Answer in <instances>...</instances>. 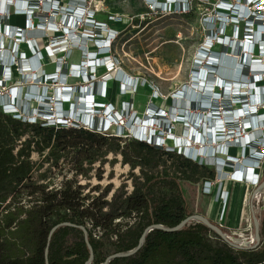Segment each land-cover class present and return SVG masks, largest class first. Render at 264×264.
<instances>
[{
    "label": "trees",
    "instance_id": "trees-1",
    "mask_svg": "<svg viewBox=\"0 0 264 264\" xmlns=\"http://www.w3.org/2000/svg\"><path fill=\"white\" fill-rule=\"evenodd\" d=\"M97 87L102 89L104 83L98 81ZM33 153L52 166L72 154L77 175L87 177L95 169L98 179L103 165L116 161L107 159L108 154L120 156L129 166L131 188L108 183L85 193L84 185L65 181L62 187L47 189L31 179ZM215 179L214 166L190 159L180 148L168 150L100 128L42 125L14 118L0 108V264H45L46 249L48 264H85L90 254L81 229L60 225L49 236L63 222L87 229L94 253L90 264H103L110 254L133 250L145 228L174 227L191 214L182 183ZM261 213V241L254 249H236L193 220L175 232L151 229L134 255L113 258L108 264H264V207Z\"/></svg>",
    "mask_w": 264,
    "mask_h": 264
},
{
    "label": "rangeland",
    "instance_id": "rangeland-1",
    "mask_svg": "<svg viewBox=\"0 0 264 264\" xmlns=\"http://www.w3.org/2000/svg\"><path fill=\"white\" fill-rule=\"evenodd\" d=\"M60 1L62 2L60 5H66L68 0ZM92 2L97 10L95 18L98 21L105 22L115 35V39L111 42L110 51L107 50V52H103L102 54L101 50H97L95 45L96 42L93 40H85L79 47L70 49L68 53H60L57 55L62 60V66L57 70L52 62L54 56H52V54L48 55L45 48L49 44L50 38H52L49 24L53 22L57 26L60 25L59 23L61 20L59 15L56 14L47 17L49 9L42 8L39 12L35 9L36 19L33 17L31 20L34 23L33 25H28V27L26 23L27 16L16 14L15 12L18 11H14L13 6L10 7L9 11L4 13L5 15L3 14L4 16L0 14V37L3 38V45H1L0 51H3L4 60L7 59L5 56H11L10 58L17 60L15 62L18 63L17 66L12 67L11 71V79L14 80L2 78L3 82L0 85V99L3 94L5 96H11L10 90L13 88H20L21 90L19 91L24 94L28 92L32 86L37 85L41 91L46 90L54 101L52 95L54 93H61V91H59L61 87L55 89L58 87L59 83L50 82L51 80H48L47 76L43 74V69L46 73H54L55 71L69 73L70 68L73 66L80 65V63H84L85 60L88 61L86 49L89 47L91 52H96L95 55L110 56L108 58L110 62L108 67L104 64L105 67H100V64L93 63L96 64L97 69L90 83H86L84 79L85 82H82L76 77L70 78L67 74L63 84L79 87L85 83L84 85H89L92 92H94L98 81L104 83V88L100 94L98 93V95H96V100H98V102L104 101L108 103V108L110 110L113 108L114 112H117V114L114 113L113 117L115 121H111L108 128H100L103 132L119 135L117 134V127L122 126L124 127V133L119 136H128L129 138L137 139L130 129L132 126H135V124L131 123L129 125V122L133 117H140V123L144 125L148 117V109L150 106H153L158 109L160 114L166 116V118H170V128L168 129H162L158 125H155L157 130H162L161 133L163 137L172 136L174 138H187L189 140L188 147H193V149L213 146L211 143L216 142V139L211 140L204 136V139L199 143L197 139L194 140L192 138L191 131L187 134V132L192 129V126L196 127L198 132H206V130H204L206 127L205 123H203L204 126L201 128L198 125H194L193 122L188 123L185 121L179 124L172 118L174 112L179 116L181 115L182 111H179L180 108L183 110L187 108V111L196 110L192 108V102L190 100L178 98L177 95L185 91V88H189L192 92H200V88L194 85L195 70L199 71V65H201V70L209 71L207 69L209 65L206 64L207 58L204 59L199 57L201 50L206 48L207 50L210 49V54L219 53V55H222L225 53V55H231L234 57L235 62L239 63L244 62L246 56L248 58L253 57V59H262V56L250 50L249 52L251 53H247V51L242 49L239 46L240 44L236 41L242 39V36L240 35L238 39H235L234 33L232 34L231 26L225 24V26L221 25L219 30H216L214 27L208 29L203 20L204 10H202L201 4L196 5L195 2L189 3V8L183 12L176 10V8L174 11L173 5L171 9L169 8L156 12L148 7L145 0H92ZM120 18H123V21L120 22ZM5 22L9 25H16V27L24 29L23 38L21 37L15 40L11 35H7L3 32L1 27L4 26ZM38 22L41 23V25H37ZM211 22L214 23V20L211 19ZM102 33L105 36V33ZM212 34L215 35L213 36ZM227 35L230 38L234 37V42L231 45L222 44L220 38ZM29 40L33 42L35 53H33L28 45ZM208 42H210V44ZM13 43L17 45L13 46ZM20 51H23L24 54L20 55ZM208 52L209 51H206V53ZM35 56L40 60L41 68L33 67ZM18 58H22L21 61H18ZM96 61H102V59H97L95 62ZM116 70L125 71L128 77L136 80V85L134 84L130 89L125 90V93H122L121 91H123L122 86L124 83L120 79L114 77ZM34 73H36L37 79L33 78ZM5 80H8L6 82L7 85L5 84ZM204 80L209 82L207 79ZM214 85H216V83L213 84V86ZM255 85L264 86V80H257ZM154 91L158 93V100L155 101L152 98V93ZM67 101L62 103L64 110L63 115L69 116L71 120H68L73 121L77 118L71 111L72 108L77 106V102L72 105ZM71 101L73 102V100ZM30 106L36 110L38 106H43V104L36 103V101L33 100L30 102ZM234 108L235 105L233 106V109ZM68 109L70 111H68ZM56 113L58 112H54V117L57 115ZM95 113L97 116H104L103 109ZM36 114L35 112L32 113V117H36ZM119 114L121 116L124 115L122 121L118 120ZM38 119L44 121L45 117H38ZM50 122L53 123V121ZM136 125L139 126L138 123ZM162 144L164 145L166 143L162 142ZM178 148L181 149V147ZM230 150L232 151V149ZM230 150L229 153L231 155L240 157L237 148H234L232 152H230ZM198 153L205 158L202 152L199 151ZM71 155L72 154H69L67 156L65 162L61 160L58 166H52L50 163L43 162L42 156L33 153L31 159L35 163V167L31 176L32 181L50 190L62 187L65 181H74V186L79 184L84 185L83 191L85 193L92 186L100 185L104 187L108 183H112L113 188L118 187L122 183L126 185V189L127 187H131L129 166L121 163L120 156H116L115 158L114 155L108 154L107 159H116V161L112 165L105 163L102 167L103 173L101 179H98L97 176H95V169H93L87 177L77 175L75 171L72 170V162L70 161ZM216 155L219 156L220 154L216 153ZM222 156L224 157V155ZM234 160L233 164H239L237 159ZM214 162L215 161L209 162L211 164L210 166H212ZM97 166L98 163L95 164V167ZM226 166L227 167H223V171L227 173L225 176L229 179L231 172L234 171L236 167L230 165ZM111 170H113L112 175L109 173ZM260 170V178L256 186L252 185V187L248 189L247 187H236L231 184V186L228 187L229 192L227 191V202L226 200L222 201L220 205L218 197L220 193L216 194L213 192L212 194H203L202 183L196 185L182 183L181 187L187 201L189 212L191 214H201L211 219L214 223L221 226L235 242L250 244L252 237L253 241H255L252 211L250 208L251 203L254 206V215L259 223L262 216L260 208L261 198L258 193L261 191L263 192L264 186L255 194L254 198H252V192L264 181V159ZM134 172L137 173L138 170L135 169ZM229 180L233 181L231 183H242L232 180L231 178ZM244 192H248V196L245 205L242 207L241 196H243ZM92 194H97V191ZM26 199L27 198L24 196L23 203H27ZM236 202L238 205L235 204ZM214 206H217L218 209L222 208L223 211L224 207L226 208L224 220H222V218L220 219V216H217V212H213ZM109 249L112 251V248Z\"/></svg>",
    "mask_w": 264,
    "mask_h": 264
},
{
    "label": "built area",
    "instance_id": "built-area-1",
    "mask_svg": "<svg viewBox=\"0 0 264 264\" xmlns=\"http://www.w3.org/2000/svg\"><path fill=\"white\" fill-rule=\"evenodd\" d=\"M145 2L149 8L155 10L156 12L169 8L171 9L172 5L174 11L178 5L181 8H176V10L183 12L189 8V3L195 2L196 5L201 4L202 10H204L203 20L208 29L214 27L216 30H219L221 25H229L232 28V34L234 33L233 35L235 39H238L240 35L242 36V39L236 40L242 49L247 51V53H251L249 52L250 50L253 53H257L262 56V59H253V57L248 58L246 56L244 62H236L239 65L238 71L235 74L236 78L231 80L229 85H226L227 80H230L228 77L221 79L223 83L218 80L216 85L211 87L212 91L208 89L210 92H207L208 90L206 89L200 88V92L198 91V94L200 98L206 99L207 102L199 100L196 103L199 105L196 108H193L196 110L188 111L195 112L200 115L206 112L214 119V122L211 123V131L207 128L208 126L204 129L206 132H198L196 127H194L196 135L199 137L197 138L199 143L202 139H204V136L210 139H216V142L213 143L215 146H213V156L216 161L212 165L216 169V179L214 181L204 182L202 184V193H220L218 196L219 201L222 203V201L226 200L227 202V191L223 185H225L228 177L225 176L227 173L223 171V167H227L226 165L236 167L229 176L232 180L249 182L251 185L256 186L260 178V172H257L256 170H260L262 168L264 159V86L255 85L257 80H264V0H145ZM60 4H62L60 0H0V14L3 15L5 12L9 11L11 6H13V10L18 11L15 12L16 14L27 16V26L33 25L34 22L31 20L33 17L36 19L35 9H37V12L42 10V8L49 9L47 17L56 14L59 15L61 20L59 23L60 25L57 26L53 22L49 24V30L52 33V38H50L49 44L45 48L48 55L52 54V56H54L52 62L56 70L62 66V60L57 55L60 53H68L70 49L79 47L85 40H93L96 42L95 45L97 50H102V48L107 47V50L110 51L111 42L115 39V35L113 31L108 28V25L105 22L98 21L95 18L97 10L95 9L92 0H68L66 5ZM211 19L214 20V23L211 22ZM37 25H41V23L38 22ZM1 29L7 35H11V37L15 40L20 39L21 37L23 38L24 29H20L16 27V25H9L5 22ZM102 32L105 33V36ZM212 35L214 36L215 34ZM234 37L230 38L227 35L221 37L220 39L222 40V44L231 45L234 42ZM2 39L3 38L0 37V47L3 45ZM99 41H107V46L104 44L100 45L98 43ZM28 42L29 44H27L30 49H32L33 53H35L33 42L30 40ZM208 43L210 44V42ZM245 44H247V48H244ZM15 45L17 44L13 43V46ZM206 51L209 52L206 53ZM206 51L205 49H202L199 57L204 59L207 58V65H210V59L212 56L216 58H219L220 56L219 53L210 54V49ZM2 52L3 51H0V85L3 82L2 78L14 80L11 79V71L12 67L17 66L18 64L15 62L17 60L10 58L11 56H5L7 59L4 60V54H2ZM19 53L20 55L24 54L23 51H20ZM95 53L96 52H94V55ZM222 55L225 56V53ZM97 56L98 55H95V58L92 59L97 60ZM21 59L22 58H18V61H21ZM95 60L90 63L88 58V62L84 61V63H80V65H75L70 68L69 73L61 71L46 73L43 69V74L47 76L48 80H51L50 82L59 83L58 87L55 89H59L61 87V90H59L61 93H54L52 95V97H54V101L50 95L42 96L46 97L49 102L48 104L52 111V114H49L51 115H45L41 112V108L46 109L48 107L45 104H43V106H38L36 110L30 106V102L33 100L36 101V103H41V98L39 97H41L44 92L49 94L46 90L41 91L37 85L32 86L30 90L24 94L19 91L21 90L20 88L11 89V96H5L3 94L0 99V108L2 112L21 120L41 121L42 125H47V123H49V125L72 124L83 126L86 129H92V127L84 123L83 120L81 121V118L78 116L76 117L77 119L74 118L75 120L69 121L71 120L69 119V116L63 115L64 110L62 103L69 97L67 102L73 104L71 101V94L77 92L76 89L78 88L79 93L86 95L85 104H88L87 96H91L92 98L90 106L86 105L88 109L92 110V108L97 105L98 100H96V95H98V93L100 94L104 87L100 89L96 84V89L92 92L89 85H84L85 83L79 87L67 86L63 84L67 74L68 77L79 78L82 82H85L83 80L84 76L88 75L89 78L86 83H90L93 79V74H95L97 69L96 64L93 63L100 64V67L103 66V64L105 65L103 60L98 62H95ZM39 61L40 60L35 56L33 63L34 68H41ZM232 67L233 65L228 68L230 72ZM198 70L200 71V75L203 77L205 76L203 79H207L209 81L215 78L213 77L215 74L214 71L201 70V65H199ZM33 78L37 79L36 73L33 74ZM7 81L5 80V84ZM191 102L193 103L194 101L192 100ZM101 105V109L104 110V116H97L96 113H94V118L100 117L101 119H106L107 117L113 116L114 113L117 114V112H114L113 108H111L109 112L107 111V109H109L108 103L103 102ZM234 105L235 108L233 109ZM34 112L37 113L35 115L36 117H32V113ZM54 112H58L59 114L56 113L57 115L54 117ZM43 116L45 117L44 121L38 119V117ZM123 116L124 115L121 116L119 114L118 120L122 121ZM50 121H53V123ZM113 121L115 120L113 119ZM203 123H205L204 120H200L196 125L203 128ZM153 128H155V125ZM156 144L161 145L168 150L178 148L174 145ZM232 148H239L240 157H235L229 153V150ZM182 153L187 156L184 152ZM216 153H219L220 155L218 156ZM222 155H224V157ZM189 158L197 160L199 163L204 162L205 164L211 165L210 163H207L204 157L199 153H197L194 157ZM234 159H237L239 164H233V161H235ZM130 188L131 187H128V189ZM258 194L261 198L260 208L262 211L264 207V190ZM225 209L226 208L224 207V211L222 210L220 213V219L222 218V220L225 216ZM88 226L91 228L90 224ZM96 234H98V236L101 235V231L97 229L95 235Z\"/></svg>",
    "mask_w": 264,
    "mask_h": 264
},
{
    "label": "bare ground",
    "instance_id": "bare-ground-1",
    "mask_svg": "<svg viewBox=\"0 0 264 264\" xmlns=\"http://www.w3.org/2000/svg\"><path fill=\"white\" fill-rule=\"evenodd\" d=\"M121 21H123V18H120V22ZM98 43L100 45L104 44L107 46V41H99ZM247 47H248L247 44H245L244 48H247ZM107 49H108L107 47L102 48L101 52L102 53L107 52ZM206 50L207 49L205 48V51ZM86 51H87V53H86L87 58H89L90 63H92L91 61L95 60V59H92V58H95L94 53L91 52L89 47L87 48ZM102 56H97L96 58H98L99 60L102 59L103 63H105V65L108 67V64L110 63L108 61L109 56L108 55H105V56L102 55ZM85 62H86V60H85ZM216 62H217V65H216ZM232 65H233V67H232V70L230 72V70H228V68L231 67ZM238 68H239V65L234 61V57L231 55H225V56L220 55L219 58L212 56L210 59V65L207 66V69L215 72V74L213 75V77H215V79H213V80L211 79V80H209V82H206L203 79L204 77L202 75H200V71L195 70L196 72L194 75L195 76V80H194L195 84L194 85L201 88V89H206V90L210 89L211 90V87L213 86V84L217 83L218 80H220L221 83H223V81L221 79L228 78V77L230 78V80H227L226 85H229L231 83V80H234L236 78L235 74L237 73ZM88 69H89V67H88ZM216 74H218V75H216ZM127 75L128 74L123 70H116L114 73V77H116L117 79H120L124 83V85L122 86L123 87L122 88L123 91H121L122 93H125L124 91L130 89V87H132L134 84L136 85V80L131 78V77H128ZM216 77H218V78H216ZM88 78H89L88 75L84 76L85 81H87ZM225 88H228V87H225ZM210 90H208L207 92H210ZM126 92H128V91H126ZM46 95H49V94L44 92L41 95V97H39V98H41L40 99L41 103L48 106L46 109H41V112L45 115H50L49 113L52 114V111H51L50 106L48 104L49 102L47 101L46 97H42V96H46ZM71 95H72L71 100H73L72 105H74L77 102V106L72 108V114L75 117H77V116L80 117L81 120H83L84 123H86L90 127L98 128V129L99 128L106 129L109 127L111 121H113V119H115L113 116L107 117L106 119H101L100 117L94 118L93 114L95 112L101 110V106H102L101 103H103L104 101L98 102L97 105L94 108H92V110H90V109H88V107L86 105L90 106V101L92 100L91 96H87L88 97L87 98L88 104H85L86 95L79 93L78 89H77V92H74ZM177 96H178V98H183V99H187L190 101L193 100L194 102L192 103V108H196L199 105V104H196L197 101H199V100L207 102L206 99L200 98L198 91L192 92V90H190L189 88H185V91H183L182 93H179ZM152 98L154 101L158 100V93L154 91L152 93ZM67 100H69V97ZM124 105H125V103H124ZM148 110H149L148 117L146 118V122L144 125H142L140 123V117L139 118L133 117L131 119V121L129 122V125L131 123L135 124V126H132L130 129L132 130L134 136L137 139L146 140V141H149L151 143L162 144V142H163V143H166L167 145H174L176 147H181V151L184 152L189 157H194L200 151L205 156L204 159L207 163L212 162V161H216L215 157H213V155H212V153L214 151V147H215L213 142L211 144L214 147L210 146V147H203L201 149H197V148L193 149V148L188 147L189 140L187 138H184V137L174 138L172 136L163 137L162 133H161L162 130L159 131L156 128H153V126L157 124L162 129H168V128H170V126H169L170 125V118H166L165 116L160 114L158 112V109L154 108L153 106H150ZM68 111H69V109H68ZM107 111L109 112L110 109H107ZM179 111H182L183 114L181 113L180 116L177 115L176 112H174L172 114V118H174L173 120L177 121V123L182 124L185 121H187L188 123L193 122L194 125H196L199 123L200 120H204L206 126H208L207 128L209 129V131H211V123L214 122V119L211 118L206 112H204L202 115H200V114H197L195 112H188L187 108H185V110L180 108ZM125 114H127V113H125ZM176 119H178V120H176ZM137 123L139 124V126L136 125ZM190 131L192 132V138L193 139L199 138L196 135L195 128L193 126H192V129L187 132V134H189ZM122 133H124V127L118 126L117 127V134L121 135ZM211 140H213V138H211ZM247 196H248V192H244L243 196H241L242 197L241 198V206L242 207L245 205V202L247 200ZM235 204H237V202ZM217 209L218 208L216 206H214L213 212L216 213L218 211ZM221 211H222V208L219 209L218 213L220 214ZM252 241H253V237H252Z\"/></svg>",
    "mask_w": 264,
    "mask_h": 264
},
{
    "label": "water",
    "instance_id": "water-1",
    "mask_svg": "<svg viewBox=\"0 0 264 264\" xmlns=\"http://www.w3.org/2000/svg\"><path fill=\"white\" fill-rule=\"evenodd\" d=\"M264 186V181L261 182L252 192V198H254L255 194L260 191L262 189V187ZM251 211H252V219H253V225H254V240L255 241H251L250 244H244V243H237L235 242L231 236L225 232L221 226H219L218 224L214 223L211 219L207 218L206 216H203L201 214H190L188 215L185 219H183L178 225L174 226V227H165L163 225L160 224H154L151 225L147 228H145V230L143 231V233L141 234L138 244L137 246L128 252H124V253H113L110 254L105 261L103 262V264H108V262L113 259V258H117V257H128V256H132L134 255L142 246V243L144 241V238L147 234V232H149L151 229L156 228V229H160L163 230L165 232H175L180 230L184 225H186L187 223L193 221V220H197L201 223H203L204 225H206L207 227L211 228L213 231H215L225 242H227L229 245H231L232 247L236 248V249H254L256 248L261 241V236H260V223L258 221V219L256 218V216L254 215V206L251 203L250 205ZM60 225H64V226H71V227H78L79 229L82 230L83 232V236H84V240L86 242V245L88 247L89 250V258L87 259V261L85 262V264H90L93 261L94 258V253H93V248L92 245L89 242L88 239V231L87 229L82 226V225H76L70 222H63L61 224H57L55 225L51 231L49 236H51V234L60 226ZM47 249L45 251L46 254V261L45 264H48V260H47Z\"/></svg>",
    "mask_w": 264,
    "mask_h": 264
},
{
    "label": "crops",
    "instance_id": "crops-1",
    "mask_svg": "<svg viewBox=\"0 0 264 264\" xmlns=\"http://www.w3.org/2000/svg\"><path fill=\"white\" fill-rule=\"evenodd\" d=\"M233 149L234 148H232V151H233ZM231 150H230V152H232ZM237 152H238V154L240 153V150H239V148H237ZM257 172H261V170H256ZM237 175V174H236ZM230 179V178H229ZM229 179H227V181L225 182V185H223L224 187H225V190H227L228 192H229V190H228V187L229 186H231V184L232 185H234V186H242V187H244V188H250V187H252V185L249 183V182H243L242 181V183H231V182H233V181H230ZM238 182V181H237ZM221 204V202H219V205ZM217 207V206H216ZM218 208V207H217ZM218 211H219V209H218ZM218 211H217V216H220V214L218 213ZM224 219H225V216H224ZM223 219V220H224Z\"/></svg>",
    "mask_w": 264,
    "mask_h": 264
}]
</instances>
